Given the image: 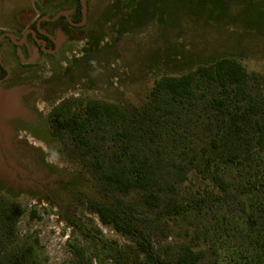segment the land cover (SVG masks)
Segmentation results:
<instances>
[{
  "label": "rangeland",
  "instance_id": "374dc122",
  "mask_svg": "<svg viewBox=\"0 0 264 264\" xmlns=\"http://www.w3.org/2000/svg\"><path fill=\"white\" fill-rule=\"evenodd\" d=\"M80 1L83 26L79 33L60 29L63 46L53 62L34 53L22 58L31 69L21 71L22 78L0 83V207L12 206L17 215L13 238L0 230V254L20 242L33 246L38 264H143L134 243L87 207L85 198L95 195L107 204L122 202L169 264L183 243L203 250L201 264H235L239 255L244 260L255 245L247 230L252 212L244 182L250 174L226 173L224 190L191 163L216 132V113L200 103L159 118L148 101L162 76L221 56L242 62L264 86V0ZM40 6L41 0H0V36L15 25L23 33L39 20ZM10 44L4 38L3 49ZM105 45L113 47L93 54ZM84 56L94 67L89 76L62 84L57 97L47 82ZM13 61L8 51L6 62ZM90 99L118 105L137 124L136 139L157 164L159 207L145 204L141 190L108 192L99 180L95 155L105 166L118 163L119 124L89 127V142H83L56 122L58 114L80 112ZM259 189L264 194V182Z\"/></svg>",
  "mask_w": 264,
  "mask_h": 264
},
{
  "label": "trees",
  "instance_id": "16d2710c",
  "mask_svg": "<svg viewBox=\"0 0 264 264\" xmlns=\"http://www.w3.org/2000/svg\"><path fill=\"white\" fill-rule=\"evenodd\" d=\"M55 1L52 4L53 11L67 5L64 9L71 11V21H83L80 0ZM47 2L41 0V5L46 7ZM59 19L72 27L65 16L61 15ZM47 23L44 21V24ZM111 47L102 46L93 54L105 53ZM17 56L16 62L22 66L21 71L31 70L22 59L27 56L23 57L20 51ZM88 61L89 58L84 56L65 70L64 75L53 77L47 82L54 88L57 97L62 93V88L59 90L62 84L70 80L78 82L89 76V71L94 67ZM15 71L13 66L12 76H15ZM5 76L7 70L0 62V77ZM200 103L216 113L218 128L208 142L196 150L191 163L196 162L195 166L201 168L203 173L210 172L212 182L224 190L229 186L226 173L244 169L250 174L244 182L252 212L247 230L255 245L244 260L241 255L234 260L235 264H264V194L259 189V185L264 182V86L259 77L252 76L242 62L230 56H221L186 73L162 76L150 91L148 108L159 118H166ZM81 104L83 108L80 112L65 111L56 117V122L67 127L81 141L89 142V127L102 126L108 122L119 124L120 141L116 143L115 153L118 163L105 166L103 157L95 155V162L101 170L99 180L104 189L121 195H127L134 189L141 190L144 192L145 204L159 207L163 197L155 190L158 182L157 164L151 153L136 139L140 132L137 124L128 122L127 113L114 103L90 99ZM254 170L256 177L251 176ZM84 180L89 182L86 177ZM259 194H262L260 199L257 196ZM85 202L89 209L98 213L104 224L112 226L134 243L132 248L138 257L143 255V264H169L154 249L144 226L123 209L122 202L107 204L95 195L87 196ZM35 214L33 211L32 215ZM16 221L17 215L12 206L0 207V230L7 239L14 237ZM33 253L32 245L24 247L16 242L0 254V264H38ZM203 256L202 249L183 243L172 264H201ZM74 264L84 262L78 259Z\"/></svg>",
  "mask_w": 264,
  "mask_h": 264
},
{
  "label": "flooded vegetation",
  "instance_id": "af4514ba",
  "mask_svg": "<svg viewBox=\"0 0 264 264\" xmlns=\"http://www.w3.org/2000/svg\"><path fill=\"white\" fill-rule=\"evenodd\" d=\"M66 8V7H65ZM62 14L58 15L53 20H48L47 24H44L43 20H37L35 23H33L30 27H28L23 34L21 35V38L18 40H15L13 36L10 35H4L3 32L2 38H9L10 39V46L11 47V56L13 57L14 61L9 64L2 59L0 56V62L7 70V76L0 77V83H13L15 81H18V79L22 78L19 73H21V65H19L18 62H16L18 56V51L22 52V56L32 57L34 53L36 55L42 54L47 57H49L48 60L52 61V56H55L56 54H59L61 52L62 48V42H61V35H63V31L60 29L63 27H68L69 25L66 24V26H60L61 23L58 22V18L63 15L68 20V23L72 25L70 28H81L83 26V21L74 23L70 19V10H61ZM80 29L78 30L79 33ZM81 34V33H80ZM1 37V36H0ZM16 48V50L14 49ZM13 49V50H12ZM53 62V61H52ZM19 68V71H16L15 76H12V67Z\"/></svg>",
  "mask_w": 264,
  "mask_h": 264
},
{
  "label": "crops",
  "instance_id": "0c3cea01",
  "mask_svg": "<svg viewBox=\"0 0 264 264\" xmlns=\"http://www.w3.org/2000/svg\"><path fill=\"white\" fill-rule=\"evenodd\" d=\"M56 1L55 0H48V2L46 3V7L40 6V10H41V15H40V20H43V21H48V20H53L55 19L56 17H58V15L62 14V12H60L61 10H64V8L67 6V5H64L58 9H56L55 11H53V7H52V4L55 3ZM49 4V6H48ZM68 7V6H67ZM19 13V12H18ZM17 13V14H18ZM16 14V15H17ZM16 17V16H15ZM16 19V18H15ZM15 21V20H14ZM58 22L61 23V25L59 24V27L60 26H66L65 24V21H63L62 19H59L58 18ZM21 28L18 26V25H15L14 29L13 30H7L4 35H10V36H13V38L15 40H18L21 38V35L23 34L22 33V29L20 30ZM22 33V34H21ZM3 35V34H2ZM2 35L0 37V56L2 57L3 60L6 61V55H8V51L10 52L11 49H10V46L8 47L10 50H7V49H3L2 47V41L4 40V38H2ZM9 39V38H8ZM13 50V49H12ZM13 58V57H12Z\"/></svg>",
  "mask_w": 264,
  "mask_h": 264
}]
</instances>
